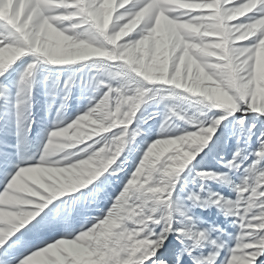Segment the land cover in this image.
<instances>
[{
    "label": "snow or ice",
    "instance_id": "6c2138e0",
    "mask_svg": "<svg viewBox=\"0 0 264 264\" xmlns=\"http://www.w3.org/2000/svg\"><path fill=\"white\" fill-rule=\"evenodd\" d=\"M0 264H264V0H0Z\"/></svg>",
    "mask_w": 264,
    "mask_h": 264
},
{
    "label": "rangeland",
    "instance_id": "374dc122",
    "mask_svg": "<svg viewBox=\"0 0 264 264\" xmlns=\"http://www.w3.org/2000/svg\"><path fill=\"white\" fill-rule=\"evenodd\" d=\"M78 94H79L78 90L74 89V91H73L74 97L77 96ZM230 143H232V141H230ZM228 158H230V157L225 156V159H228ZM189 187H192V185L189 184ZM211 188H212V191L221 190V186L218 185V184L217 185H212ZM225 193H226V190H225ZM211 212L213 213V216L216 217V209H212ZM216 219H217V222L219 223L220 227H225L227 224L230 223V221H226L225 218L222 215L216 217ZM228 231H234V229L228 228Z\"/></svg>",
    "mask_w": 264,
    "mask_h": 264
}]
</instances>
